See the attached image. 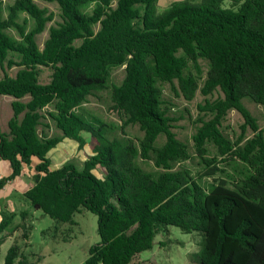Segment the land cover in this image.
Instances as JSON below:
<instances>
[{
    "label": "trees",
    "instance_id": "obj_1",
    "mask_svg": "<svg viewBox=\"0 0 264 264\" xmlns=\"http://www.w3.org/2000/svg\"><path fill=\"white\" fill-rule=\"evenodd\" d=\"M43 1L58 5L62 21L40 49L36 36L54 14L34 0H14L4 18L0 0V68H20L0 79V95L15 99L9 133L0 129V161L12 170L0 190L35 163L34 186L24 194L34 210L62 224L83 210L95 214L100 241L86 264H134L168 226L203 235L199 264H264V133L243 104L249 98L264 106V0H182L161 13L159 0ZM20 13L35 21L29 33L17 22ZM12 28L21 42L6 33ZM10 53L20 56L19 63L8 60ZM201 59L209 64L203 81ZM123 66V82L112 85L113 69ZM40 67L53 70L47 84ZM165 83L187 101L198 91L221 94L198 106L193 140L204 165L200 177L176 167L192 155L173 130ZM105 90L122 121L121 135L114 137L115 127L81 111ZM49 107L61 135L40 132L49 128L43 123ZM232 110L252 138L225 136L222 121ZM130 125L139 126L143 137H129ZM64 140L77 143L84 156L52 169L51 152ZM210 144L217 149L213 157ZM236 161L244 166L237 173L220 167ZM146 162L152 170L142 166ZM206 179L213 183L206 186ZM11 224L3 219L0 232ZM4 264L32 263L13 244Z\"/></svg>",
    "mask_w": 264,
    "mask_h": 264
},
{
    "label": "rangeland",
    "instance_id": "obj_2",
    "mask_svg": "<svg viewBox=\"0 0 264 264\" xmlns=\"http://www.w3.org/2000/svg\"><path fill=\"white\" fill-rule=\"evenodd\" d=\"M41 8H47L54 14L53 21L47 23L45 30L36 36V42L40 49L44 48L46 40L49 38L50 29L56 27L62 21L61 11L57 4L48 3L43 0H34ZM182 0H159L158 11L161 13L172 3ZM14 0H3L4 18L8 16V8L13 4ZM95 5L87 7L86 12L91 14ZM20 25H24L26 32L29 33L35 27V21L26 13H20L17 19ZM100 25L94 29L98 31ZM6 33L16 42L23 39L17 29L12 28ZM80 44V42H77ZM8 60L19 63L20 56L10 53ZM7 60V61H8ZM202 71V81L205 80L209 64L206 60H200ZM19 66L12 65L9 68L6 64L4 69L0 68V79L5 73L10 76H16ZM126 66L115 68L112 71L111 84L120 85L126 75ZM40 80L42 84H47L51 80L53 70L51 67H40ZM177 85V82H176ZM164 90V99L169 107V115L175 119L173 122L174 132L179 140L188 145L191 159L178 164L176 167H187L192 171L193 175L200 177L204 171V165L195 154V143L193 136L199 127L196 120L199 117V105L204 104L205 100L214 101L221 96L215 93L212 96H204L198 91L192 101H187L183 97L177 96L172 86L168 83L162 84ZM29 98L23 101L27 102ZM14 98L0 95V129L3 133H9V122L14 116L12 103ZM243 104L250 111L256 120L259 128L264 133V106L254 103L251 99L245 98ZM111 90H105L89 97L88 102L82 107L85 114L94 115L104 122L108 123L115 130L112 131V137L121 135L119 130L122 126L121 117L111 110ZM52 107L44 110L43 114L47 120L43 123L49 128L41 127L40 132H45L49 136L61 135L56 129L55 124L48 117L52 113ZM208 117L207 119H209ZM245 120L240 113L232 110L222 121L221 130L232 141H237L239 137L246 139L254 136L253 131L247 127L243 133ZM127 135L133 139L142 138L144 133L137 125L125 127ZM165 142V137L161 136L158 145ZM210 157L217 155V149L213 145H209ZM84 154L78 150L77 143L73 141H65L58 145L51 152L52 168L58 169L64 163L71 159L83 158ZM221 157L218 162H221ZM142 166L150 171L153 169L152 162L141 163ZM228 173H234L243 170L244 166L239 161L220 164ZM35 164L24 166L23 173L20 177L9 180L5 187L0 190V224L3 219L9 218L12 224L3 232H0V264H4L7 251L13 244L21 247L23 255L32 264H86L89 255V249L98 244L100 241L98 234V218L95 214L83 210L76 214L71 223H58L43 212L34 210L24 194L34 186ZM11 166L9 162L0 161V181L11 175ZM220 176H222L220 174ZM219 177V175H217ZM210 186L213 179H206ZM205 182V179H204ZM24 234L28 238H24ZM203 243V235L198 232L184 233L178 227L168 226L160 232L154 241L152 250L143 252L135 257L134 264H199V253Z\"/></svg>",
    "mask_w": 264,
    "mask_h": 264
},
{
    "label": "crops",
    "instance_id": "obj_3",
    "mask_svg": "<svg viewBox=\"0 0 264 264\" xmlns=\"http://www.w3.org/2000/svg\"><path fill=\"white\" fill-rule=\"evenodd\" d=\"M65 141H70V140H64L63 142H65ZM63 142H62V143H63ZM81 152H82V151H81ZM34 164H35V163H34ZM52 169H53V168H52ZM11 172H12V171H11Z\"/></svg>",
    "mask_w": 264,
    "mask_h": 264
}]
</instances>
